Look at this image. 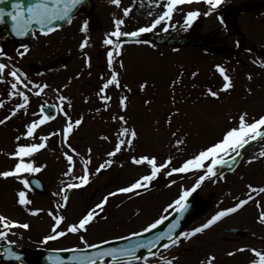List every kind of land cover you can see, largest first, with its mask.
<instances>
[{"label":"rangeland","instance_id":"obj_1","mask_svg":"<svg viewBox=\"0 0 264 264\" xmlns=\"http://www.w3.org/2000/svg\"><path fill=\"white\" fill-rule=\"evenodd\" d=\"M92 1L94 12L102 17L95 24L97 32L83 31L89 36V47L76 48V45L72 44L70 48L65 45L62 50L58 47L57 50L58 55H76L74 61H81V56L89 58L95 67H99L107 58L104 55L98 58L97 53L103 52L104 48V53L108 50L109 45L104 44V36L114 31L116 19L124 20L122 31H136L140 27L150 26L166 10V0H121L119 5L111 3V0ZM246 1L249 0H222L221 5L207 16L203 13L209 10V6L202 0L200 3L180 5V10L174 11L171 20L162 21L152 30L210 43L213 45L212 49L217 48V52L210 48L202 52L199 45L166 47L152 42L125 48L121 55L123 61L117 62V66L122 65V84L124 81L128 87L133 88V94L126 102V110L121 109L118 99L112 98L105 102L96 93L84 97L83 102L86 105L83 102L79 106L75 104L80 115H84L86 111H105L107 115H116V111H121L120 115H124L126 119L128 116V125L138 133L135 140L137 149L133 143L132 148H124L115 157L107 156V153L114 149L121 127L127 125L121 121L117 125L106 122L99 117L104 113L90 114L80 131L71 133L67 143L63 136V128L66 125L64 118H57L52 124L40 125L36 129L35 138H23L27 130L26 125L39 119L38 105L43 104L46 98L53 97L55 93L58 96H73L72 89L78 86V82H84L86 77L73 79L71 87L68 88L64 80L73 73L66 69L56 74H29L33 83L48 85L44 88L46 92L40 97L35 95L36 92L31 86L28 85L25 89L18 84V89L29 96V103L26 109L20 110L5 124L0 125V171L15 166L17 160L9 154L15 151L18 144L39 143V137L50 133L58 134L50 136L44 149L31 158H25L26 161L31 159L37 167L42 168L40 172L32 174L43 181L47 195L40 196L30 189H25L16 178L0 177V214L21 224L30 225L28 229L12 228L7 239H0V246L12 241L16 250L45 246L57 249L83 248L85 245L80 239L81 236H84L89 244H100L102 241L142 232L161 216H167L173 209H169L167 213L164 209L178 199L184 189H191L203 171L167 176L165 173L168 169H165L146 189L141 188L139 194H118L110 197L104 211L88 226L86 232L69 233L66 237L44 242V238L52 234L51 229L55 222L53 216L49 215V210L57 216L66 217L60 225L61 229H66L68 225L78 222L109 192L128 186L139 177L149 174L150 166L134 164L133 156H155L158 164L171 157L170 167H179L186 159L221 139L227 129L237 126L241 113H248L249 122L264 115V0H256L258 4L252 11L232 18L225 27L219 21L222 12L236 9ZM126 8L131 9L128 16H124ZM196 9H199L201 15L193 21L195 25L192 28L186 26L185 14ZM80 15L85 16V13L81 11L65 30L75 21H84V16ZM235 24L241 31L238 38L233 35ZM47 46L50 48L48 42ZM49 53V49L42 50L39 65L48 60ZM87 53L91 57L87 56ZM29 60H32V57ZM11 63L21 70L27 69L26 64L17 56L11 58ZM217 65L222 66L231 78L233 87L227 91H220L225 81ZM75 71L77 73V67ZM9 72V69L5 70L4 82H0V100L4 101V106L0 107V119L9 116L17 103L23 102L22 97L9 96L11 82H14L8 75ZM178 77L179 82L173 85L172 82ZM145 81L148 86L141 91L140 85ZM90 87L100 89L102 86L99 82H92ZM208 89L219 92V98L207 94ZM173 132L177 135L173 136ZM17 136H21L19 141ZM105 136L109 139H103ZM177 139L184 143L178 145ZM249 147L251 150L242 149L241 155L237 156L235 161L229 160L227 165L218 166L217 174L206 179L195 190L197 197L205 202V206L198 215L188 221L181 232L191 231L205 223L217 211L234 206L240 199H246L250 192L249 184L257 189L264 187V157L260 155L261 151H264V139L253 141ZM89 148L92 149V162L88 165L90 183L61 193V188L66 187L68 183H78L75 177L84 174V160L89 156L86 154ZM72 149H75V152ZM65 153L76 154L71 155L74 166L72 174L67 176L65 173L69 170V163ZM107 159L113 160L111 171L94 177L96 168ZM250 159L251 163L248 162ZM32 174L25 173L23 178L27 179ZM173 180L176 183L172 184ZM21 190L26 191L32 201L27 207L18 204L17 193ZM65 194L69 197L67 201L63 199ZM251 195L255 199L250 200L236 213L222 218L203 233L190 239L180 237L179 246L167 250L161 247L155 252L160 253L164 259L176 257L174 264H201V261H205L209 256H215L214 264H249L254 258L252 252H236L233 256H229L228 252L238 248L264 251V223L258 220L259 214L264 211V193L252 192ZM28 208L43 211L33 215L29 213ZM227 228L236 229L239 234L227 233L224 231ZM131 264H142V260L133 261ZM149 264H163V260L149 256Z\"/></svg>","mask_w":264,"mask_h":264},{"label":"snow or ice","instance_id":"obj_2","mask_svg":"<svg viewBox=\"0 0 264 264\" xmlns=\"http://www.w3.org/2000/svg\"><path fill=\"white\" fill-rule=\"evenodd\" d=\"M83 0H36L35 3L28 4L25 8L23 0H17V2L12 3L11 8L14 11H9L5 13L4 8H0V23L4 21L5 15L10 16L11 19L14 21L13 23V31L18 36H25L28 34L29 29L31 28L33 23H36L44 28L47 25H51L53 21L56 20H65L66 18L70 17L73 9L80 5ZM121 0H111V3L119 5ZM201 0H166L164 5L165 11L160 14L150 26L140 27L136 31L133 32H124L121 30V26L124 24L123 19H116L114 21L115 28L110 34H108V38L104 40L105 45L114 46L117 54L121 47L120 38L124 36H131V37H139L142 33H146L152 31L157 25L161 24L162 21L171 20L174 11H179L180 5L184 4H192V3H200ZM203 3L209 6V10L204 12L203 15L207 16L212 13L213 10L218 8L222 0H202ZM5 3V0H0V4ZM131 9L126 8L124 9V16H128ZM27 13V15L25 14ZM201 15L199 9L189 11L185 14L184 23L186 26H191L193 21ZM68 22L71 23L70 18ZM87 29V22L82 26V30ZM49 31L52 29L49 28ZM167 30V27L165 28ZM47 34V33H45ZM115 38V41L113 40ZM88 41L85 40L80 47L83 49L87 46ZM28 51L27 46H25V51L21 52L20 55L23 56L25 52ZM113 55L114 52L112 50L108 51V65L111 68L113 64ZM90 63V61H89ZM122 66V65H121ZM8 66L4 63H0V82H4V73ZM217 69L220 74L223 76L225 81L223 88L220 91H227L233 87L231 78L226 74V70L222 67L217 65ZM14 80L11 82V91L9 92V96H19L22 97L23 102L17 103L15 110L11 112L9 116H6L4 119H0V125L5 124L7 120H10L14 117L17 112L22 109H26L29 103V96L24 92L18 89V84L22 85L23 88L27 89L28 84L24 83L22 79L23 73L20 72L19 69L13 66V69L8 73ZM193 75H196L193 73ZM251 79V76H249ZM179 82V77L177 80L173 81L172 84L175 85ZM110 86L120 87V81L118 79V75L115 71H113L111 78L107 79L103 86L100 88L99 92L97 93L98 96L101 97L105 102L111 99L110 96L106 95L105 92ZM148 86L147 81L140 85L141 91L146 89ZM33 87L39 89L35 93V95L39 96L44 88H47L48 85H36L34 84ZM125 87H127L125 85ZM131 91V89H128ZM250 91V90H249ZM212 97L219 98V92L213 91L208 89V93ZM61 100H64V97H60ZM127 96H122L120 98L119 104L121 109L127 108ZM146 103H150L146 101ZM4 106V101L0 100V107ZM55 107V106H53ZM44 109L41 108V112L43 113ZM60 111L66 117V126L63 128V136L65 142L67 143L68 137L71 135L74 126H79L82 124V119H77L74 122L71 120V117L68 116V113L64 110L63 107L60 108ZM179 110H177L178 112ZM114 120H119L123 122L124 125L128 124V121L124 115L120 116H113ZM55 119L52 115H44L41 119L33 120L31 123L26 125V132L23 134V138H35L36 137V129L42 125L47 123L48 121ZM171 122L170 120L168 121ZM58 133H50L48 135L39 137V143H31V144H18L15 151L10 153L9 155L17 160V163L12 169L0 171V177L2 178H9L13 177L21 181L24 185L25 189L31 188L30 181L28 179L23 178V174H32L38 173L42 170L41 167H37L31 159L27 160L25 158H31L34 156L35 153L44 149L47 144L46 142L50 138V136L57 135ZM173 136L177 134L175 132L172 133ZM138 138V133L135 128L130 126H122L119 134L117 142L114 145V149L107 153L108 157H115L118 153H120L124 148H132L134 140ZM17 141L21 139V136L16 137ZM103 139H109L107 136L103 137ZM264 139V115L260 116L259 118H253L251 122L248 120V113L243 112L239 115L238 118V125L227 129L222 138L219 139L214 144L206 147L205 149L199 151L198 153L194 154L190 158L186 159L179 167H170L172 165V158L169 157L163 163H157V158L155 156H148V155H141L139 157H132V162L136 165H147L150 166V172L147 175H143L136 179L134 182L129 184L125 187H120L113 192H109L103 199L97 203L93 208L89 209L85 215L78 222L70 224L67 226L66 229H61L60 225L66 219V217L60 215L57 216L52 210H49V215L53 216L54 224L52 226V234L48 235L44 238V242L47 243L48 241L57 240L61 237H66L69 233H79V232H86L88 226L95 222L96 218L100 215L101 212L104 211V206L109 202L110 197L117 196L118 194H139V190L141 188H147L148 185L157 179L159 174L168 169L165 173L167 176H172L173 174L179 173H189V172H200L203 171V174L200 175L193 187L191 189H184L182 194L176 199L172 204H169L167 208L164 209L165 213L168 212L169 209H174L178 212L183 214L187 207V198L194 192L200 185L206 180L209 179L217 174L216 170L218 166L227 165L229 160L235 161L237 156L241 155V150L245 148L246 145H250L252 141ZM184 141L177 139V144H182ZM71 148V145H68ZM75 152V149H72ZM88 153L90 154L92 149L89 148ZM234 153L235 155H232ZM66 159L69 163V170L65 173V175H71L73 169V157L68 155L67 153L64 154ZM79 155V153H77ZM260 155L264 157V151H261ZM224 157H228L225 159ZM255 159V157L253 158ZM91 156L89 155L86 160H84V174L81 176L75 177L78 180V183H68L66 187L61 188V193H66L67 190L73 188H80L86 186L90 183V174L88 165L91 164ZM249 163L252 162L250 159ZM113 164L112 159H107L104 163L100 164L96 168V173H100L102 170L110 167ZM36 184H39V181H35ZM172 184L176 183V181H171ZM250 192L246 199H240L238 203H236L232 207H228L226 209L217 211L211 218H209L205 223L201 224L198 227L193 228L191 231L181 232L179 236L173 238L176 232V229L179 227V218H177L173 223H171L167 230L164 232L158 233L153 239L144 241V240H136L134 244L125 248H106L101 251H97L91 255H77V256H70L67 259L69 261H76L78 264H97V260L99 259L100 264H104L105 257H111L110 264H122L121 257H127L129 260L127 264H131V260L141 261L142 264H149V256H137L136 253L139 249H148L151 257H160L163 260V264H174V260L176 257H172L171 259H164L160 256V253L151 251V249L155 248L160 241L167 239L169 243L163 244V248L165 250L169 249L170 247L179 246L181 240L180 237L184 239H190L197 234L203 233L206 229L212 227L215 223L220 221L222 218L228 216L229 214L236 213L240 210L243 206L247 205L250 200L255 199L254 196L251 195L252 192L264 193V187L255 188L251 184L248 185ZM18 195V204L21 206L27 207L32 203V201L28 198V193L26 191H19ZM63 199L67 201L69 197L65 194ZM259 207V203L257 204ZM30 214L38 215L43 209H31L28 208ZM106 218V217H105ZM167 216H161L159 219L155 220L153 223L148 225L146 228L142 230V232H134L131 233V236L139 237L144 232H150L156 229L159 225L164 223L167 220ZM258 220L260 223H264V211L259 214ZM0 226H2V230H0V239H7L9 232L14 227H20L24 229H28L30 227L27 223H19L18 221H13L8 217L0 214ZM130 237H118V239H129ZM81 241L85 245V249L87 248H95L99 249L101 244H107L108 241H102L101 244H89L87 240H85L84 236L80 237ZM12 241H8L9 247L5 249L8 256L10 258H17L19 259V255L15 253L12 248L11 244ZM250 251L254 254V258L249 261V264H264V251H260L257 249H246V248H238L235 251L228 252L229 256H233L236 252H244ZM59 251H69V252H76V253H83L84 249L79 247H74L71 249H62ZM51 260L52 257H49ZM215 256H209L205 261H201V264H214ZM54 264H64L63 257H56Z\"/></svg>","mask_w":264,"mask_h":264},{"label":"water","instance_id":"obj_3","mask_svg":"<svg viewBox=\"0 0 264 264\" xmlns=\"http://www.w3.org/2000/svg\"><path fill=\"white\" fill-rule=\"evenodd\" d=\"M14 2H17V0H5V3L0 4V8H4L5 13H7L9 11H14L11 8L12 3H14ZM35 2H36V0H23L25 8L27 7L28 4H32ZM254 4H255V2L250 1V2L240 6L239 9L236 11L225 12L223 17H222V22L226 23L231 15H237L239 13L251 10L253 8ZM80 6H85L86 8H90V4H89L88 0H83V2L80 5H77V7L75 9H73L70 16ZM25 14L27 15V13H25ZM67 19L68 18H66L65 20L53 21V23L51 25H47L44 28H41L40 25L33 23L31 28L28 31V34L30 33V31L33 28H37V29H41V30H47L52 26L64 23ZM13 23H14V21L11 19V17L7 16V14H6L4 21L2 23H0L1 24L0 27L4 26V28L6 29L7 35H9V36L12 35L13 38H16V37H18V35H16L15 32L13 31ZM237 32L238 31L236 30V34H237ZM27 35H25V36H27ZM19 37H24V36H19ZM126 38L128 41H134L138 38H151V39L155 40L156 42L166 43V44H174V45L194 44L191 41L187 40L186 38H171L169 36H158L157 34L140 35L139 37L127 36ZM38 185L40 186L41 184L39 183ZM203 206H204L203 201L198 199L195 194L190 195L187 198L186 210L183 212L182 215L180 212L174 211L167 218V220H165L164 223L159 225L156 229H154L150 232H145L139 237L132 236L129 239H124V240H120V241H113V242L101 245V247L99 249H95V248L84 249L83 253H76V252H69V251H58V252L48 251L47 252V251L28 250V251L20 252L18 260H19V262L24 263V264H54L56 257H63L64 258V264H66V263L78 264V262L69 261L67 258L70 256H77V255H81V254L91 255V254L96 253L97 251H101V250L109 248V247L117 248V249L125 248V247L131 246L132 244H134L136 240L147 241V240L153 239L158 233L166 231L168 226L171 223H173L177 218H179V227L176 229L175 235L173 237V238H175L177 236L178 232L183 228V226L185 225L187 220L190 217H192L193 215L198 214L199 211L203 208ZM226 231L231 232V233H237V231L234 229H227ZM166 242H169V241L167 239L160 241V243L155 248L151 249V251H153L154 249H156L157 247H159L160 245H162ZM27 253L34 254L36 256V258L35 259L28 258ZM146 253H149L148 249H139L137 251L136 255L138 256L139 254H146ZM49 257H52V259L50 260ZM14 259H15V257L12 258V260H14ZM105 259L111 260V257H105L104 260ZM124 259H129V258L121 257V260H124ZM97 263H100L99 259L97 260Z\"/></svg>","mask_w":264,"mask_h":264},{"label":"flooded vegetation","instance_id":"obj_4","mask_svg":"<svg viewBox=\"0 0 264 264\" xmlns=\"http://www.w3.org/2000/svg\"><path fill=\"white\" fill-rule=\"evenodd\" d=\"M34 44H36V40L34 41ZM22 47H24V46H22ZM31 57H33L34 55H30ZM39 58V56H37V59ZM24 60H26V59H24ZM28 66L30 67V69H32V67H31V65H29V63H28ZM86 74L85 73H82L81 74V76H85Z\"/></svg>","mask_w":264,"mask_h":264},{"label":"bare ground","instance_id":"obj_5","mask_svg":"<svg viewBox=\"0 0 264 264\" xmlns=\"http://www.w3.org/2000/svg\"><path fill=\"white\" fill-rule=\"evenodd\" d=\"M251 143H252V142H251ZM251 143H250V145H251ZM250 145H246L245 148H244V150H247V151H248V150H251L250 147H249Z\"/></svg>","mask_w":264,"mask_h":264}]
</instances>
